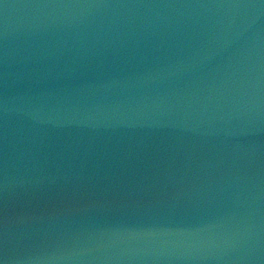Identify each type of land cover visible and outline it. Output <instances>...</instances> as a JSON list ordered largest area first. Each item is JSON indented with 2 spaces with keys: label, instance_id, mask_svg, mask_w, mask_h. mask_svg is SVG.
Here are the masks:
<instances>
[{
  "label": "water",
  "instance_id": "water-1",
  "mask_svg": "<svg viewBox=\"0 0 264 264\" xmlns=\"http://www.w3.org/2000/svg\"><path fill=\"white\" fill-rule=\"evenodd\" d=\"M0 264H264V0H0Z\"/></svg>",
  "mask_w": 264,
  "mask_h": 264
}]
</instances>
